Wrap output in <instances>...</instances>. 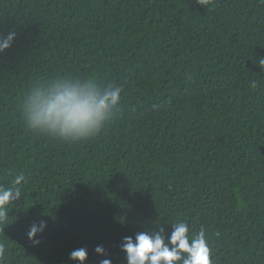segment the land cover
I'll return each instance as SVG.
<instances>
[{"label":"trees","instance_id":"16d2710c","mask_svg":"<svg viewBox=\"0 0 264 264\" xmlns=\"http://www.w3.org/2000/svg\"><path fill=\"white\" fill-rule=\"evenodd\" d=\"M9 32L0 185L25 181L0 224V264H76L78 248L86 264H127L124 237L158 226L167 237L177 221L189 235L204 228L217 264H264V0H0ZM57 75L122 89L96 137L63 142L24 125L23 95Z\"/></svg>","mask_w":264,"mask_h":264},{"label":"clouds","instance_id":"9594fccd","mask_svg":"<svg viewBox=\"0 0 264 264\" xmlns=\"http://www.w3.org/2000/svg\"><path fill=\"white\" fill-rule=\"evenodd\" d=\"M196 2L199 6H208L212 0ZM15 38V32L0 37V53L9 49ZM255 63L264 71V57L257 56ZM121 91L111 84L101 87L90 78L57 75L28 89L19 105L20 117L26 128L36 134L63 142L86 141L96 137L120 111ZM23 181L25 176L20 173L10 186L0 185V224L7 223L10 206L22 198ZM171 227L167 237L160 226L158 231L137 233L134 239L124 237L120 250L127 264H217L210 258L212 252L203 227L192 235L186 222L177 221ZM46 228L43 220L31 226L28 239L34 246L39 245L36 237ZM6 251V244L0 242V260L5 258ZM95 252L99 256L107 254L103 246H97ZM69 258L76 264H86L87 249H74ZM100 264H112V260L101 259Z\"/></svg>","mask_w":264,"mask_h":264}]
</instances>
